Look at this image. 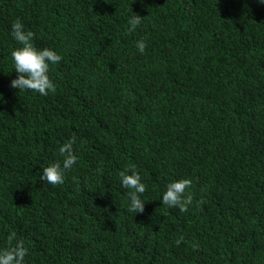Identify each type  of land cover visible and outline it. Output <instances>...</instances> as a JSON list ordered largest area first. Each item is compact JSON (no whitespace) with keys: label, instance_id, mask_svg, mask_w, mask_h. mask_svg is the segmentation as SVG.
<instances>
[{"label":"trees","instance_id":"obj_1","mask_svg":"<svg viewBox=\"0 0 264 264\" xmlns=\"http://www.w3.org/2000/svg\"><path fill=\"white\" fill-rule=\"evenodd\" d=\"M17 19L62 57L55 93L10 86ZM0 94V249L15 232L25 264H264V0H0ZM180 178L183 213L161 202Z\"/></svg>","mask_w":264,"mask_h":264},{"label":"clouds","instance_id":"obj_2","mask_svg":"<svg viewBox=\"0 0 264 264\" xmlns=\"http://www.w3.org/2000/svg\"><path fill=\"white\" fill-rule=\"evenodd\" d=\"M141 22V16L137 14L132 16L128 21L129 32H134ZM11 35L20 47L13 49L11 53L14 70L18 75L11 80L10 86L19 90H31L43 96L55 93V84L49 76L50 65L58 64L62 57L49 48L38 49L33 43L35 34L31 30H25L19 19L13 22ZM136 47L143 54L146 44L143 40H138ZM75 143L76 137L73 136L60 145L59 154L63 157L62 164L57 161L45 166L40 174L41 180L50 185H59L64 182L65 172L77 162L73 149ZM119 177L122 186L131 190L128 192L130 199L128 211L142 213L145 201L140 199V194L146 191V186L141 182L135 166L121 171ZM192 184L193 181L190 178L172 180L167 184L161 202L168 207L178 208L182 213L187 212L189 206L193 204V195L190 191ZM182 240L183 237H180L176 241L177 245ZM27 253L28 249L24 241L17 239L16 233L12 232L8 236V247L0 249V264H25Z\"/></svg>","mask_w":264,"mask_h":264}]
</instances>
